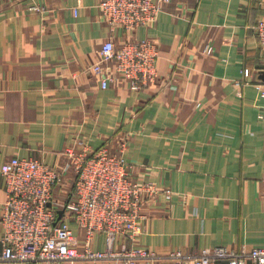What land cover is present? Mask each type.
<instances>
[{
	"label": "crops",
	"instance_id": "crops-1",
	"mask_svg": "<svg viewBox=\"0 0 264 264\" xmlns=\"http://www.w3.org/2000/svg\"><path fill=\"white\" fill-rule=\"evenodd\" d=\"M99 1L0 0V168L13 158L55 166L63 175L54 195L70 198L76 173L63 152L118 153L127 138L134 177L172 192L147 206L137 246L159 256L261 248L264 56L254 27L264 0H170L153 26L119 29L117 47L159 46V78L141 91L119 79L103 89L91 71L111 38ZM6 198L0 172V220ZM93 246L105 248L103 234Z\"/></svg>",
	"mask_w": 264,
	"mask_h": 264
},
{
	"label": "built area",
	"instance_id": "built-area-1",
	"mask_svg": "<svg viewBox=\"0 0 264 264\" xmlns=\"http://www.w3.org/2000/svg\"><path fill=\"white\" fill-rule=\"evenodd\" d=\"M169 1H99L100 16L111 31V38L101 47L99 62L91 67L101 88L108 89L119 79L131 90L141 91L157 81L158 44L149 39H127L117 47L114 36L119 29L131 35L138 28L153 26ZM254 29L264 56V18ZM211 51L210 47L205 49L206 54ZM258 89L264 98V86ZM118 149V153L106 147L96 151L87 147L81 151L66 149L63 154L72 160L76 180L71 197L62 200L54 195L63 175L57 167L32 158H13L4 163L0 172L7 198L0 220V264H137L161 259L172 264H264V243L252 250L216 247L198 254L174 251L166 256L137 246L148 219L147 206H156L159 197L170 201L172 192L134 177L133 164L125 155L127 138L118 142ZM61 210L65 216L58 221L57 212ZM71 222L83 230L82 239ZM97 234L105 237L103 250L94 249Z\"/></svg>",
	"mask_w": 264,
	"mask_h": 264
},
{
	"label": "water",
	"instance_id": "water-1",
	"mask_svg": "<svg viewBox=\"0 0 264 264\" xmlns=\"http://www.w3.org/2000/svg\"><path fill=\"white\" fill-rule=\"evenodd\" d=\"M261 79L264 80V72L260 75ZM51 206V204H49V207ZM58 221H60L64 216H65V211L64 210H61V211H58Z\"/></svg>",
	"mask_w": 264,
	"mask_h": 264
},
{
	"label": "rangeland",
	"instance_id": "rangeland-1",
	"mask_svg": "<svg viewBox=\"0 0 264 264\" xmlns=\"http://www.w3.org/2000/svg\"><path fill=\"white\" fill-rule=\"evenodd\" d=\"M57 198V196L55 195V199Z\"/></svg>",
	"mask_w": 264,
	"mask_h": 264
}]
</instances>
